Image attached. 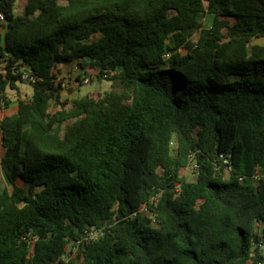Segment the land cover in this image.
Returning <instances> with one entry per match:
<instances>
[{
	"label": "trees",
	"instance_id": "trees-1",
	"mask_svg": "<svg viewBox=\"0 0 264 264\" xmlns=\"http://www.w3.org/2000/svg\"><path fill=\"white\" fill-rule=\"evenodd\" d=\"M18 1L0 0V264H264V0ZM73 65L111 89L67 108Z\"/></svg>",
	"mask_w": 264,
	"mask_h": 264
},
{
	"label": "rangeland",
	"instance_id": "rangeland-1",
	"mask_svg": "<svg viewBox=\"0 0 264 264\" xmlns=\"http://www.w3.org/2000/svg\"><path fill=\"white\" fill-rule=\"evenodd\" d=\"M27 4V0H19L16 5V13L23 14L25 6ZM211 18L207 17L206 26H210ZM257 44L264 45V39H260L256 41ZM88 75L91 73L88 71ZM60 79L65 84V91L63 93V100L69 101L67 108L72 107V101L78 98L85 97L88 94H99L111 89V83L108 81H99L97 78H92L89 83H78L77 77L78 72L73 66H62L60 67V71L58 72ZM20 91L19 94H22L27 97H31L33 95V88L28 83H19ZM9 95L13 98V100L17 99L18 93L16 91L9 90ZM16 106H12L10 109L5 112L0 113V119L4 116H11L15 114ZM73 122V121H71ZM70 122V123H71ZM182 175L186 177L189 181H193L196 178V173L194 170V165L190 164L187 168L182 170ZM0 182L5 184L7 183L3 174L0 170ZM71 248L67 251V256L70 254Z\"/></svg>",
	"mask_w": 264,
	"mask_h": 264
},
{
	"label": "built area",
	"instance_id": "built-area-1",
	"mask_svg": "<svg viewBox=\"0 0 264 264\" xmlns=\"http://www.w3.org/2000/svg\"><path fill=\"white\" fill-rule=\"evenodd\" d=\"M5 20V16L2 12H0V21L1 22H4ZM90 73L92 74V71H90ZM23 80H25L26 82H34L35 81V78L34 76L32 75L31 71L29 70H25L24 73H23ZM89 81H91V77L90 76H85L81 82L78 81V83H89ZM63 86L65 87V84H63ZM223 164L224 165H227V167L225 168V171L226 172H231L232 168L231 166H229V161L228 160H224L223 161ZM194 170H195V173L197 172L198 170V167L196 165H194ZM263 178L264 179V176H257V178ZM142 210H146L145 209V206L142 207ZM100 236V231L97 230V229H90V230H87L82 238V242H86V243H89V242H93L95 241L96 239H98Z\"/></svg>",
	"mask_w": 264,
	"mask_h": 264
},
{
	"label": "crops",
	"instance_id": "crops-1",
	"mask_svg": "<svg viewBox=\"0 0 264 264\" xmlns=\"http://www.w3.org/2000/svg\"><path fill=\"white\" fill-rule=\"evenodd\" d=\"M17 112V107H16V111H15V113ZM7 116V115H6Z\"/></svg>",
	"mask_w": 264,
	"mask_h": 264
}]
</instances>
